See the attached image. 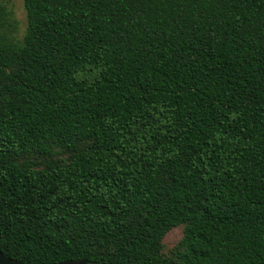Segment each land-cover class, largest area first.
Wrapping results in <instances>:
<instances>
[{"label":"trees","instance_id":"trees-1","mask_svg":"<svg viewBox=\"0 0 264 264\" xmlns=\"http://www.w3.org/2000/svg\"><path fill=\"white\" fill-rule=\"evenodd\" d=\"M24 7L20 36L0 0L2 252L264 264V0Z\"/></svg>","mask_w":264,"mask_h":264},{"label":"rangeland","instance_id":"rangeland-1","mask_svg":"<svg viewBox=\"0 0 264 264\" xmlns=\"http://www.w3.org/2000/svg\"><path fill=\"white\" fill-rule=\"evenodd\" d=\"M14 11V17L18 20L20 36L24 33L27 26V14L24 7V0H5ZM185 234V226L181 225L171 229L163 239L164 253L171 254L179 245Z\"/></svg>","mask_w":264,"mask_h":264},{"label":"water","instance_id":"water-1","mask_svg":"<svg viewBox=\"0 0 264 264\" xmlns=\"http://www.w3.org/2000/svg\"><path fill=\"white\" fill-rule=\"evenodd\" d=\"M0 264H27V263H23L17 259L5 255L0 249ZM51 264H93V263L87 258H81V259H69Z\"/></svg>","mask_w":264,"mask_h":264}]
</instances>
